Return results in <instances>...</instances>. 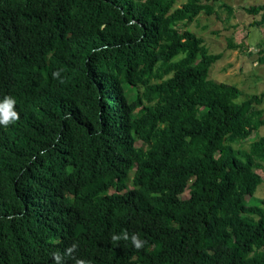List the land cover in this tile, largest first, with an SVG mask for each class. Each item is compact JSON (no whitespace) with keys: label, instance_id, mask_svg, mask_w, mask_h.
<instances>
[{"label":"trees","instance_id":"obj_1","mask_svg":"<svg viewBox=\"0 0 264 264\" xmlns=\"http://www.w3.org/2000/svg\"><path fill=\"white\" fill-rule=\"evenodd\" d=\"M175 4L0 0V100L20 116L0 125V264L73 244L64 264H264V135L234 146L264 91L212 79L222 53L187 28L218 9L260 26L264 3Z\"/></svg>","mask_w":264,"mask_h":264},{"label":"rangeland","instance_id":"obj_2","mask_svg":"<svg viewBox=\"0 0 264 264\" xmlns=\"http://www.w3.org/2000/svg\"><path fill=\"white\" fill-rule=\"evenodd\" d=\"M186 0H176L175 6H181ZM232 6H252L263 4L264 0H220ZM261 15H250L243 10H236L232 16L223 9L217 14H201L195 21L188 23L187 28L203 37L210 52L222 53L219 61L211 67L210 77L217 81L237 85L244 98L247 95L261 94L264 91V64L258 61V51L264 46V23L252 25L254 20H260ZM181 27V26H180ZM237 44L229 47V42ZM264 109V101L260 106ZM264 135V126L254 132L248 139L235 143L238 149H248L255 139ZM189 141V140H188ZM139 145L140 142L138 141ZM263 177L255 195L264 197V169L256 168ZM188 195V190L182 192ZM247 198V197H246ZM202 206L197 207L201 209Z\"/></svg>","mask_w":264,"mask_h":264},{"label":"clouds","instance_id":"obj_3","mask_svg":"<svg viewBox=\"0 0 264 264\" xmlns=\"http://www.w3.org/2000/svg\"><path fill=\"white\" fill-rule=\"evenodd\" d=\"M54 77L59 76V72L53 73ZM16 100L11 96H5L2 100H0V125L7 128L9 125L14 124L16 121L20 119L19 113L15 108ZM129 240L131 239L133 246L136 249H140L146 243V241H142L136 234H133L129 237L127 232H124L121 235H113V241L119 240ZM77 248L76 244L71 245L67 249H65L64 254L62 255L59 251L52 253V259L54 264H64V256L72 257L74 250ZM76 264H88V262L77 259Z\"/></svg>","mask_w":264,"mask_h":264}]
</instances>
